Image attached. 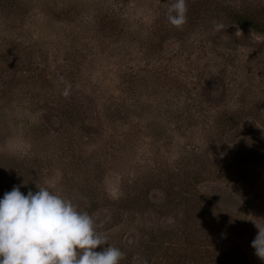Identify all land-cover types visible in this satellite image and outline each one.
Listing matches in <instances>:
<instances>
[{"label": "rangeland", "instance_id": "obj_1", "mask_svg": "<svg viewBox=\"0 0 264 264\" xmlns=\"http://www.w3.org/2000/svg\"><path fill=\"white\" fill-rule=\"evenodd\" d=\"M172 2L0 0V198L50 184L120 264H264V32L230 14L264 0Z\"/></svg>", "mask_w": 264, "mask_h": 264}, {"label": "clouds", "instance_id": "obj_2", "mask_svg": "<svg viewBox=\"0 0 264 264\" xmlns=\"http://www.w3.org/2000/svg\"><path fill=\"white\" fill-rule=\"evenodd\" d=\"M186 13V0H173L169 23L179 28ZM20 187L14 185L0 198V264H120L124 253L95 230L88 212L56 194L50 184L27 194ZM253 223L258 232L251 246L264 259V223Z\"/></svg>", "mask_w": 264, "mask_h": 264}, {"label": "trees", "instance_id": "obj_3", "mask_svg": "<svg viewBox=\"0 0 264 264\" xmlns=\"http://www.w3.org/2000/svg\"><path fill=\"white\" fill-rule=\"evenodd\" d=\"M239 22L246 24L257 31L264 32V10L236 11L230 13Z\"/></svg>", "mask_w": 264, "mask_h": 264}]
</instances>
